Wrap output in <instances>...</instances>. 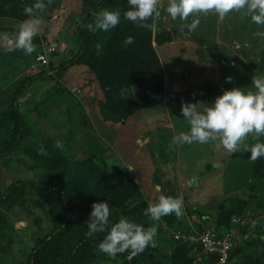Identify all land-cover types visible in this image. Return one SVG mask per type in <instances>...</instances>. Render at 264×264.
<instances>
[{
  "label": "rangeland",
  "instance_id": "374dc122",
  "mask_svg": "<svg viewBox=\"0 0 264 264\" xmlns=\"http://www.w3.org/2000/svg\"><path fill=\"white\" fill-rule=\"evenodd\" d=\"M96 1L52 0L42 13L47 24L34 37L37 49L30 55L20 49L7 51L4 40L0 46V114L22 80L50 71L37 61L41 51L55 46L49 57L53 66L77 52L80 26ZM167 3L161 0L156 31L144 28L145 34L133 35L132 43H126L128 36H124L113 45L121 65L112 63L109 69L119 73V82L80 66L70 68L62 79L37 80L26 89L20 110L29 132L16 151L0 159V191L21 179L61 182V168L54 170L45 158L48 152L38 151L47 140L54 145L60 140L58 148L70 162L61 184L76 180L93 186L89 159L108 172L109 184L116 187L132 182L118 190L114 206L145 227L158 223L157 246L149 248L159 260L216 264L192 249L190 257L186 253V261L185 249L174 239L178 231L215 228L220 234L233 235L237 261L233 264H264V164L259 165L264 157L245 158L250 151L243 146L229 152L213 143H173L177 133L190 128L180 113L182 101H202L203 110L222 87L255 90L252 77L264 75V35L260 34L264 27L253 23L250 16L233 12L224 19L216 14L202 17L199 28L190 32L185 21L167 17ZM19 24L0 17V37L6 34L12 38ZM227 76L233 77V83L225 81ZM157 84V105L145 102L128 112L126 105L114 109L108 104L110 99H137L140 87L153 89ZM255 142L251 135L245 141L249 145ZM160 194H182L184 215L173 213L160 222L150 221L144 209ZM224 201L233 212L220 230L216 222ZM31 209L0 207L1 226L10 239L9 244H0V264H26L36 240L52 229L48 209L39 198ZM94 251L96 258L91 264H109L105 253L97 247ZM118 257L110 264H124Z\"/></svg>",
  "mask_w": 264,
  "mask_h": 264
},
{
  "label": "trees",
  "instance_id": "16d2710c",
  "mask_svg": "<svg viewBox=\"0 0 264 264\" xmlns=\"http://www.w3.org/2000/svg\"><path fill=\"white\" fill-rule=\"evenodd\" d=\"M31 2L32 0H0V17H9L21 22L27 18L23 10L24 4ZM128 7L126 0L96 1L80 26L77 52L68 61L58 66H53L50 62L48 66L50 68L49 72L31 75L20 82L15 89L10 104L0 114V159L16 151L27 137L29 132L27 123L20 110L21 97L26 89L37 80H44L49 77L62 79L70 68L86 66L95 74H99L102 77L108 76L107 78H109L110 82L120 81L119 73L109 69V65L112 63L121 65L119 59H115L116 54L113 52V45L120 37L145 34L144 28L135 27L136 25L132 21L123 16V12ZM105 8L121 10V22L116 26L115 30L110 33L103 31L92 32L84 27L85 24L94 22L93 12H99ZM98 43L103 45V50L99 54L96 50V44ZM122 56L124 57L123 60H125V55ZM158 86L159 84L154 86L153 89L140 87L138 89L139 98L127 100L110 99L108 104L113 105L110 107L114 109H119L122 105H126L124 110L128 112L135 111L140 108L138 104L145 102L157 105L160 102L159 95L155 91L159 88ZM44 147L48 152L45 158L49 161V164L56 171L61 168L59 176L62 182L66 179L69 170L70 162L68 157L56 145L51 144L49 140L44 144ZM50 152L51 155L49 154ZM260 164H264L263 160H259ZM88 166L90 168V177L94 182L93 186L76 180L61 184V182L50 180L30 181L21 179L11 184L6 190L0 191V207H19L32 211V202L39 198L48 209L47 214L52 221V229L36 240L26 264H91L95 261L94 247H97L105 233H96L94 237L85 236L87 225L84 221L88 218L91 205L93 202L108 199L116 210L113 218L118 219L120 213L114 206L120 195L117 192L120 188H126L127 185L130 186L132 182L127 181L125 184L115 187V185L108 183V172L102 171V167L94 159L88 160ZM219 209L216 225L221 230L223 226L229 223L233 207L227 201H224ZM2 220L3 215L0 212V244H9L10 239L1 226ZM179 244L185 249V253H183L185 257L186 253L188 255L191 249L193 250V247L188 244L181 242ZM127 255V252L119 254L124 260V264H167L159 260L149 247L144 252L133 257L131 261L127 259ZM185 257L180 261H183ZM190 259L193 260V257ZM208 259L211 262H215L216 257H208ZM188 260L186 257V261ZM234 262H237L235 261V249L231 254L229 264Z\"/></svg>",
  "mask_w": 264,
  "mask_h": 264
},
{
  "label": "clouds",
  "instance_id": "9594fccd",
  "mask_svg": "<svg viewBox=\"0 0 264 264\" xmlns=\"http://www.w3.org/2000/svg\"><path fill=\"white\" fill-rule=\"evenodd\" d=\"M52 0H32L24 4V13L27 18L20 22L18 31L12 38L5 39L7 51L23 50L30 55L37 49L34 43L41 27L47 24L44 13ZM129 7L123 16L141 28L156 31L157 21L161 16V0H128ZM167 17L172 20L185 21V27L196 31L202 17L216 14L224 19L230 13H243L250 16L251 21L264 27V0H168L164 8ZM94 22L84 25L92 32H111L121 22V10L101 9L93 12ZM189 18L191 22L188 23ZM264 35V32L260 33ZM133 36H128L126 43H132ZM99 54L103 45L96 44ZM225 81L233 83V77H225ZM251 85L255 89L245 91L244 87L233 86L221 88L212 101L208 102L203 110L204 102L199 100H184L180 105V113L190 125L187 131H180L173 137V143H213L217 148L223 147L229 152H236L242 146L250 151V159L256 160L264 157V75L252 77ZM195 95V94H193ZM251 135L256 142L246 144ZM137 143H141L137 140ZM56 146L61 147L62 141L57 140ZM41 154H46V148L41 145L38 149ZM159 188V186H157ZM116 210L108 199L93 202L88 218L84 221L87 225L86 237H94L96 233H105L97 245L100 252L112 260L119 259L118 254L127 252V259L144 252L148 247L157 246L158 223L145 227L130 217L120 214L114 219ZM176 217L184 215L183 195L160 194L155 203L149 201L144 209V215L152 222H160L162 217L170 214Z\"/></svg>",
  "mask_w": 264,
  "mask_h": 264
},
{
  "label": "built area",
  "instance_id": "2783aa9c",
  "mask_svg": "<svg viewBox=\"0 0 264 264\" xmlns=\"http://www.w3.org/2000/svg\"><path fill=\"white\" fill-rule=\"evenodd\" d=\"M55 50V46H48L39 53L37 61L40 66L48 67L50 65L49 57ZM174 239L192 246L194 251H199L202 255L216 257V264H229L235 246L233 235L230 233L220 234L215 228L201 232L178 231L174 233Z\"/></svg>",
  "mask_w": 264,
  "mask_h": 264
},
{
  "label": "water",
  "instance_id": "95a60500",
  "mask_svg": "<svg viewBox=\"0 0 264 264\" xmlns=\"http://www.w3.org/2000/svg\"><path fill=\"white\" fill-rule=\"evenodd\" d=\"M5 35H1L0 37V46L4 45ZM245 158H250V152L246 153Z\"/></svg>",
  "mask_w": 264,
  "mask_h": 264
}]
</instances>
